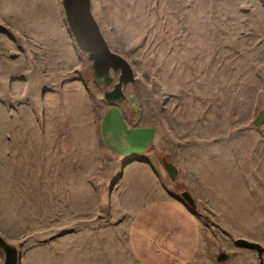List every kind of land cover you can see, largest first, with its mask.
<instances>
[{
	"label": "rangeland",
	"instance_id": "obj_1",
	"mask_svg": "<svg viewBox=\"0 0 264 264\" xmlns=\"http://www.w3.org/2000/svg\"><path fill=\"white\" fill-rule=\"evenodd\" d=\"M91 3L111 50L134 69L121 110L157 126L156 159L180 170L173 193L196 200L212 252L204 264H223L218 254L230 258L237 238L264 247V123H254L264 109V0ZM91 64L61 0H0V234L19 264H138L127 236L134 192L112 189L121 162L101 128L117 103ZM208 169L217 177L207 188Z\"/></svg>",
	"mask_w": 264,
	"mask_h": 264
},
{
	"label": "crops",
	"instance_id": "obj_2",
	"mask_svg": "<svg viewBox=\"0 0 264 264\" xmlns=\"http://www.w3.org/2000/svg\"><path fill=\"white\" fill-rule=\"evenodd\" d=\"M134 110L124 113L117 103L107 109L101 123L106 144L121 162V174L112 189L134 192L129 207L134 212L127 231L131 255L138 264H204L212 253L205 224L195 209L173 193V181L152 151L157 126ZM254 146L253 151H256L259 145ZM245 159L247 155L239 146V161L243 163ZM238 164L241 167L240 162ZM209 169L205 171L207 188L211 175L217 177ZM246 175L249 174L244 171V183ZM257 182H251L253 189H260L261 183ZM227 247L232 255L223 264H231V259L237 262L241 255H248L252 264L259 260L254 249L246 250L237 245L232 249L229 244Z\"/></svg>",
	"mask_w": 264,
	"mask_h": 264
},
{
	"label": "water",
	"instance_id": "obj_3",
	"mask_svg": "<svg viewBox=\"0 0 264 264\" xmlns=\"http://www.w3.org/2000/svg\"><path fill=\"white\" fill-rule=\"evenodd\" d=\"M66 20L72 31L79 49L87 54L88 60L92 62L90 69L95 81L103 85L104 99L109 103H122L126 99L124 86L135 81V73L130 62L122 55L111 50L100 25L92 12L91 0H61ZM113 73H119L115 81ZM260 129L264 123V109L259 111L254 120ZM163 166L172 181L179 176L180 170L176 164L167 158L162 159ZM181 197L192 209L197 208V203L189 190L181 191ZM239 247L254 249L263 263L264 247L256 241L245 238L235 239ZM0 249L5 253L4 264H19V250L9 243L0 234ZM229 254L220 252L217 260L226 261Z\"/></svg>",
	"mask_w": 264,
	"mask_h": 264
},
{
	"label": "bare ground",
	"instance_id": "obj_4",
	"mask_svg": "<svg viewBox=\"0 0 264 264\" xmlns=\"http://www.w3.org/2000/svg\"><path fill=\"white\" fill-rule=\"evenodd\" d=\"M30 150L36 158H42L43 156H46V153L44 150L37 149V150L33 151L32 148Z\"/></svg>",
	"mask_w": 264,
	"mask_h": 264
},
{
	"label": "built area",
	"instance_id": "obj_5",
	"mask_svg": "<svg viewBox=\"0 0 264 264\" xmlns=\"http://www.w3.org/2000/svg\"><path fill=\"white\" fill-rule=\"evenodd\" d=\"M124 110L126 111L127 109L125 108Z\"/></svg>",
	"mask_w": 264,
	"mask_h": 264
},
{
	"label": "trees",
	"instance_id": "obj_6",
	"mask_svg": "<svg viewBox=\"0 0 264 264\" xmlns=\"http://www.w3.org/2000/svg\"><path fill=\"white\" fill-rule=\"evenodd\" d=\"M195 210H197V208Z\"/></svg>",
	"mask_w": 264,
	"mask_h": 264
}]
</instances>
